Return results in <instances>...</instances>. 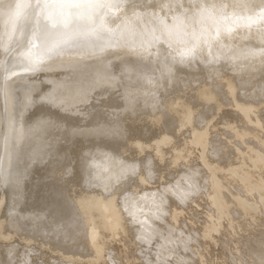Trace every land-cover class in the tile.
<instances>
[{
    "label": "bare ground",
    "instance_id": "bare-ground-1",
    "mask_svg": "<svg viewBox=\"0 0 264 264\" xmlns=\"http://www.w3.org/2000/svg\"><path fill=\"white\" fill-rule=\"evenodd\" d=\"M0 264H264V0H0Z\"/></svg>",
    "mask_w": 264,
    "mask_h": 264
},
{
    "label": "snow or ice",
    "instance_id": "snow-or-ice-1",
    "mask_svg": "<svg viewBox=\"0 0 264 264\" xmlns=\"http://www.w3.org/2000/svg\"><path fill=\"white\" fill-rule=\"evenodd\" d=\"M21 8H26L27 6L26 5H21L20 6ZM75 13H73V15H74Z\"/></svg>",
    "mask_w": 264,
    "mask_h": 264
}]
</instances>
